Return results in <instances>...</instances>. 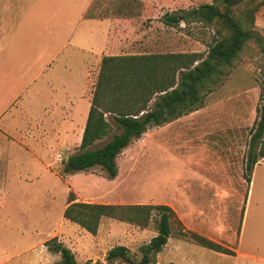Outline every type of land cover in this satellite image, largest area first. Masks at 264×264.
<instances>
[{"label":"rangeland","instance_id":"1","mask_svg":"<svg viewBox=\"0 0 264 264\" xmlns=\"http://www.w3.org/2000/svg\"><path fill=\"white\" fill-rule=\"evenodd\" d=\"M211 2L167 0V4L158 8L155 18L141 23L139 37H131L127 46L124 44L112 54L205 56L215 34L214 25L194 20L167 25L165 18ZM254 30L261 38L260 43L252 40L243 49L205 95L203 104L187 115L151 128L126 147L116 159L117 175L113 179L99 166L65 171L67 158L79 151L76 148L60 149L61 165L53 163L58 150L48 154L51 169L60 176V182L44 174L37 179L26 177L14 182L8 178L5 183L0 182V264L59 261V255L48 251L40 240L52 239L50 236L58 230L60 210L70 193H76L74 197L81 202L168 205L185 230L189 231L187 225L192 226L198 234L233 249L236 254L227 256L191 243L177 235L180 227L173 222L171 237L151 264H264V164L251 174L245 166L264 78V7L255 14ZM19 35L20 46L28 45L25 44L28 40L38 49L35 45L40 40L32 37V31L24 30ZM26 55L30 61L32 54ZM38 71L39 67H35L30 73ZM34 106L37 107L35 103ZM106 120L111 132L92 149L120 132L111 116L107 115ZM4 151L0 146V152ZM11 153L19 162L18 170H25L27 156L18 155V151ZM259 162L264 163V159ZM246 177L251 179L250 184ZM157 219L153 215L148 226L141 228L103 218L95 235L67 221L59 229L61 237L57 239L71 250L77 264H109L105 256L117 246L127 248L133 259L138 260L140 247L156 234Z\"/></svg>","mask_w":264,"mask_h":264},{"label":"trees","instance_id":"2","mask_svg":"<svg viewBox=\"0 0 264 264\" xmlns=\"http://www.w3.org/2000/svg\"><path fill=\"white\" fill-rule=\"evenodd\" d=\"M192 1V0H191ZM264 0H212L190 12L169 15L165 24L190 20L214 25L215 34L205 56L197 53H161L104 56L92 92L79 151L67 158L65 171H84L99 166L108 178L117 175L118 155L147 131L187 115L203 104L207 93L227 73L243 49L261 38L254 30L255 14ZM111 116L120 130L98 148L91 147L111 132L106 116ZM258 119L251 129L246 171L264 159V78L260 89ZM250 184L251 179L245 178ZM68 195L63 218L95 235L103 218L146 228L153 215L158 216L156 234L140 247L136 260L127 248L110 249L105 260L109 264H151L172 235V224L180 228L177 235L210 251L235 256L233 249L200 234L187 231L171 207L164 204H108L77 202ZM44 246L59 255L56 264H77L71 250L56 237Z\"/></svg>","mask_w":264,"mask_h":264},{"label":"crops","instance_id":"3","mask_svg":"<svg viewBox=\"0 0 264 264\" xmlns=\"http://www.w3.org/2000/svg\"><path fill=\"white\" fill-rule=\"evenodd\" d=\"M165 4L167 0H0V146L5 149L0 152V182L43 174L60 182L48 154L58 150L53 163L61 165L60 149L79 147L101 59L139 37L141 23L155 18ZM24 30L40 40L38 49L28 40L20 46ZM26 53L32 54L30 61ZM35 67L38 73L31 74ZM15 151L29 159L23 171L11 153ZM66 206L67 201L51 238L61 237Z\"/></svg>","mask_w":264,"mask_h":264},{"label":"built area","instance_id":"4","mask_svg":"<svg viewBox=\"0 0 264 264\" xmlns=\"http://www.w3.org/2000/svg\"><path fill=\"white\" fill-rule=\"evenodd\" d=\"M57 158L61 161V155L59 154V155H57ZM59 161V162H60Z\"/></svg>","mask_w":264,"mask_h":264}]
</instances>
